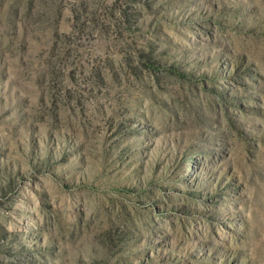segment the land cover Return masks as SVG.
Masks as SVG:
<instances>
[{"label": "rangeland", "instance_id": "rangeland-1", "mask_svg": "<svg viewBox=\"0 0 264 264\" xmlns=\"http://www.w3.org/2000/svg\"><path fill=\"white\" fill-rule=\"evenodd\" d=\"M0 264H264V0H0Z\"/></svg>", "mask_w": 264, "mask_h": 264}]
</instances>
